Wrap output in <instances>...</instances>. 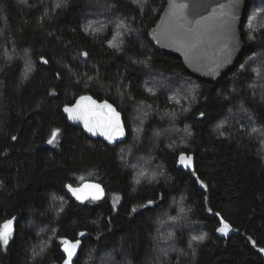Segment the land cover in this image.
Masks as SVG:
<instances>
[{
  "label": "trees",
  "instance_id": "1",
  "mask_svg": "<svg viewBox=\"0 0 264 264\" xmlns=\"http://www.w3.org/2000/svg\"><path fill=\"white\" fill-rule=\"evenodd\" d=\"M5 3L1 13L8 19H3L0 27V81L8 86L0 95V181L4 185L0 189V226L12 217L17 221L14 242L7 253H0V264H25L34 246L45 245V256L36 264H62L60 237L81 239L82 248L73 264H99L102 254L113 260L110 264H264V253L259 251L264 247V162L257 158L262 152L248 129L237 123L243 122L231 116L239 106L247 110L248 118L253 116L245 103L251 91L246 84L252 80L235 76L238 65L219 83H208L190 76L178 58L158 52L145 33L157 22L166 0H148L151 8L144 9L147 15H142L134 0H69L64 10L55 9L53 3L41 6L39 0H28L27 5L15 0ZM112 6L115 13L110 11ZM43 13L53 19L40 28L38 20ZM121 21L135 31L131 39H125L131 50L124 47L118 52L107 45L120 31L116 24ZM87 24L100 30L82 31ZM243 30L255 36V48L264 45L262 0L249 8ZM49 32L54 35L49 36ZM247 35L242 38L245 46L250 43ZM69 41L71 47H66ZM84 50L91 53L86 64L78 55ZM12 51L19 59L9 62ZM45 53L52 57L48 65L39 61ZM149 57L150 63H129L148 61ZM26 60L34 71L23 80ZM62 65L84 83L72 87L73 81L66 77L64 86L57 89L58 97H49L46 91L60 83L53 74L61 71ZM97 72L99 84L88 81ZM234 78V86L244 87V91L226 101L220 96L221 89L226 84L233 86ZM194 85L199 89L192 101L190 89ZM80 95L107 99L121 111L130 132L125 142L110 147L68 123L63 106L74 103ZM175 96L187 98L186 105L174 107ZM200 111H206L207 119L199 116ZM173 112L175 120L167 115ZM251 125L264 134V123L253 119ZM56 127L63 131L58 138L60 146L48 145L45 141ZM137 128L144 130L139 139L135 138ZM13 135L17 140L10 139ZM180 151L193 156L192 167L207 189L194 183L189 169L178 167ZM153 161H157L156 166ZM131 164L152 174L159 168L165 175L155 183L136 185L137 169ZM87 181L105 188L103 200L81 204L63 187H78ZM160 194L165 196L161 208H139L142 215L132 219L131 207ZM116 197L122 199L115 202ZM172 201L182 202V216L194 223V230L205 239L192 245L183 227H176L171 230L173 239L164 246L168 251L175 249L170 260L153 263L157 255L152 245L155 220L171 216ZM221 220L232 230L227 236L215 231ZM80 231L88 235L78 237Z\"/></svg>",
  "mask_w": 264,
  "mask_h": 264
},
{
  "label": "snow or ice",
  "instance_id": "2",
  "mask_svg": "<svg viewBox=\"0 0 264 264\" xmlns=\"http://www.w3.org/2000/svg\"><path fill=\"white\" fill-rule=\"evenodd\" d=\"M28 0H17L18 4L27 5ZM264 2V0H262ZM134 3L137 4L138 10L142 15H147L145 8H151V5L148 3V0H134ZM43 0H41V6ZM69 6V0H56L54 5L57 10L67 9ZM7 7L5 0H0V11H3ZM256 7V0H232V3L229 5L230 11L225 15L222 14L219 17H214L212 14L208 16L200 15L199 18H196L193 15L192 19H189V5L187 3H177L176 0H169L168 7L165 10V15L161 17V24L157 25V28L152 31V33H145L146 35H152L156 39V43H160L161 40L167 42V46H175L178 50H183L185 54V61L189 64L195 63L200 64L202 61L201 50L205 44L218 43L220 55L214 58L211 63L213 65L212 73L216 76H221L220 69L227 68L229 71L231 68H237L235 74L236 77L245 75L246 79L252 80V82L247 83L246 87L251 89L248 93V100L245 101L246 105L252 109L253 116L249 117L250 121L253 119L258 120L261 123H264V45H261L259 49L254 47L255 36L247 35L243 30L245 24V17L248 14L249 8ZM116 7L112 6L110 11L115 13ZM7 20L8 17H3ZM53 17L49 13H43L39 20L38 26L43 28L44 23L50 22ZM141 23L143 21L141 20ZM241 25V30L239 31V37L243 38L247 35V39L250 42L248 46H244L241 43V39L237 37V28L236 25ZM116 28L119 29L113 39L108 40V48L114 49L115 51L122 52L124 47H128L131 50V45H125V39H131L133 28L127 27L126 24L121 21V23L116 24ZM100 29H94L92 24H87L82 31L89 33L90 31H99ZM49 36L54 34L49 32ZM107 39V37L105 38ZM63 44V40L60 41ZM66 47H71V42L69 41ZM147 49H144L146 52ZM27 51L25 56H27ZM134 55H139L138 53H133ZM79 57L83 58V62L86 64L91 59V53L89 51H80ZM122 58V57H121ZM13 57H7V60L11 62ZM259 60V65L255 68L252 67V64ZM39 61L48 65L52 61V57L48 56L47 53L39 56ZM243 61V62H241ZM79 62V61H77ZM151 62V58H148V61L136 60L129 61V63H141ZM206 66V65H205ZM230 66V67H229ZM61 71H56L53 74V79L58 80L60 83L51 87L46 91V95L52 98L58 97L57 89L64 86L65 78H69L73 81L71 84L72 87L79 86L81 83H84L82 79H75L71 75V69L65 65L61 66ZM2 71V69H0ZM34 67L32 63L28 60L25 61V72L22 77L23 80L30 78V75L33 73ZM199 71V69H197ZM101 77L97 72L95 77H88V81L93 84H99ZM126 79V77H125ZM259 82V83H258ZM216 83H219L217 80ZM235 78L233 81V86L225 85L221 89L220 96L226 101L229 97L239 96L240 92L244 91V87L237 89L235 86ZM7 83L5 81H0V95H2L3 90L7 89ZM103 87V85H99ZM85 87H89L85 83ZM199 86H192L190 89L191 100L195 101L197 99V92ZM259 89V91H258ZM91 90V89H89ZM227 93V96L224 93ZM200 95H203L202 92H199ZM121 95H123L121 93ZM207 99V98H206ZM63 113L66 114L67 120L81 124L83 130L87 133H90L92 136H100L104 138L107 145L113 147H118L119 143L126 141L128 135L130 134L128 125L126 124V117L122 118L121 111H118L112 103H109L107 99L102 102H97L89 95H80L74 103H68L63 106ZM185 111H188L187 109ZM171 116L173 120L177 119L176 113H167ZM206 111H200L199 116L202 119H207ZM243 128V125H241ZM142 128L135 129V138L139 139L143 133ZM185 131L188 136H192V132L186 127ZM63 135L61 128L56 127L51 129L49 138L45 141L48 145L60 146L58 138ZM156 135H159L157 133ZM11 140H17V136L13 135L10 137ZM75 145H72V148L75 149ZM90 147V146H89ZM261 147L264 149V140L261 141ZM123 152V149H121ZM257 158L264 162V154L257 153ZM121 161H124V157H120ZM178 163L183 167L191 171V175L195 177L194 183H198L202 189H207L208 185L196 175L195 169L192 167L193 156L186 154L185 151H180L177 157ZM132 168H136V175L134 177V184L143 185L146 182L152 184L157 182L158 176H163L165 173L159 168L155 170V175H149L148 172L144 170L141 166L137 168L136 165H130ZM3 182L0 181V189H3ZM63 187L67 192L71 193L72 196L83 204L85 201H99L103 199L105 195V188L98 183H85L81 187H73L72 184H65ZM55 201L56 197L52 198ZM122 197H116V200H121ZM207 199V198H205ZM165 200L164 194H160L157 198L148 199L145 204L139 206H133L130 209L129 215L135 220L137 215H142L139 212V208H144L147 210H155L161 208ZM113 208L116 207V204L113 203ZM183 212V209L181 210ZM207 211L212 212L211 208H208ZM60 213L64 212L63 208L59 209ZM216 216H219V213H215ZM112 217H109L111 220ZM183 217H169L168 220L164 223L169 224L170 226H175ZM17 221L16 217H12L9 220H6L2 226H0V253H7L10 250V245L14 242V222ZM222 227H218L215 231L227 235L231 231L230 225L221 220ZM51 231V229H49ZM78 237H85L88 235L86 231H80L76 234ZM103 234H100L97 239L99 240ZM56 238V237H54ZM131 238V236H130ZM60 244L62 247V264H73L74 257L78 259V250L82 248L81 239L69 240L66 237H60ZM161 239L158 234L156 239L153 241L155 245V250L157 255L156 260L165 261L169 257V251L167 248L160 247L157 243ZM173 235H169L167 240H172ZM192 241L201 242L205 239L203 235L192 236ZM251 240V238H249ZM255 246L256 241H251ZM189 247H192L189 244ZM173 251L175 249H172ZM47 251V245L44 247H39L38 249L34 246L30 257L25 261V264H36L38 261H42L45 253ZM261 253H264V247L259 248ZM193 255H195V249L193 248Z\"/></svg>",
  "mask_w": 264,
  "mask_h": 264
},
{
  "label": "water",
  "instance_id": "3",
  "mask_svg": "<svg viewBox=\"0 0 264 264\" xmlns=\"http://www.w3.org/2000/svg\"><path fill=\"white\" fill-rule=\"evenodd\" d=\"M176 2L177 3H187L189 5V9L187 11L189 13V19H192L193 15H195L196 18H199L200 15L208 16L209 14H212L214 17H219L222 14L226 15L230 11L229 5L232 3V0H176ZM168 3H169V0H166L165 7H164L163 11L161 12V14H160L157 22L155 23V25L149 30L148 33H152V31L157 28V25L161 24V22H162L161 17H163L165 15V10L168 7ZM236 28H237V37L239 39H241V43L244 45L242 38L239 37V31L241 30V25L237 24ZM148 38H149L150 43L153 45V47L158 52H160L161 54H164V55L174 56V57L178 58L182 62V65H183L185 71L190 76H192V77H194L200 81L208 82V83H216L217 80L220 81L224 76H226L228 73H230L234 69V68H231L230 71L227 68L220 69L221 76H216L214 74H210V73H212V69H213V65H212L211 61L220 55L218 43L205 44L201 50V55H202L201 63L200 64H195V63L189 64L188 62L185 61V54H184L183 50H178V48L175 46H167V42L164 40H161V42L158 44V43H156V39H154L152 35H148ZM197 69H199V71H197ZM94 100H96V99H94ZM96 101L102 102V101H98V100H96ZM63 114L67 118L66 114L65 113H63ZM122 118H123V115H122ZM67 121L71 126L80 128L83 131V133L88 136V138H90L92 140L100 139L106 143V141H104L103 137L92 136L90 133H87L86 131H84L81 124H78L76 122L69 121V120H67ZM108 146L113 147L111 145H108ZM193 164H194V162H192V166H193ZM178 167L183 169V167L179 163H178ZM85 183H97V182L87 181V182L80 184L78 187H81ZM104 197H105V195H104ZM104 197H103V199H104ZM103 199H101V200H103ZM101 200H99V201H101ZM99 201H93V202H99Z\"/></svg>",
  "mask_w": 264,
  "mask_h": 264
},
{
  "label": "rangeland",
  "instance_id": "4",
  "mask_svg": "<svg viewBox=\"0 0 264 264\" xmlns=\"http://www.w3.org/2000/svg\"><path fill=\"white\" fill-rule=\"evenodd\" d=\"M15 1H17V0H15ZM39 1L41 3V0H39ZM43 3H44V5L47 4L49 6L51 5V3H53V5H55L56 0H43ZM20 5H24V4H20ZM1 26H4V21H3L2 13L0 11V27ZM14 53L15 52L12 51L9 54V56L10 57H13V58H16V59H19L17 55H15V56L13 55ZM256 63L259 65V60H257L256 62H254L253 63V66ZM24 72H25V61H24ZM181 98L175 96V99L173 100L174 101V107L175 106H179L182 103H184V105H186V102L188 101V99L187 98H183V97H181ZM247 113H248L247 110H244V108L242 106H239L237 108V110L234 113H232L231 116L233 117V119L236 117V118L239 119V121H242L243 122V123H240V122H237V123L240 124L239 126H241L243 124L245 125L243 127L247 128L248 131L250 132V135H252V137L256 140V142L259 143V146H260L259 150L262 152V154H264V149H262V147H261V141L263 140L261 137H264V134L261 131H260L261 134H262L261 137L257 134V132L259 131V128L257 126L255 127V126L251 125L252 120L250 121V119L247 117V115H248ZM220 124H223V123L220 122ZM248 127H250V129ZM260 132H258V133H260ZM169 140H171V139H169ZM156 162L157 161H153V163L155 164V166L157 165ZM131 165H133V164H131ZM137 168H139V166H137ZM155 174L156 173H154V174L149 173V175H155ZM115 202H118V201L115 199ZM170 206H171V210H170L171 216L164 215L163 217H161V218L158 217L155 220V234L152 237V245L155 247L153 241L156 239L157 235L159 234L160 237H161V239L157 243H159V246L160 247H164L167 244V242H168L167 237L171 234V230H173V229H175L176 227H179V226H182L183 227V230L187 232L188 239L190 237L191 244L192 245L196 244V241H192V239H191L192 236H200L202 234H198L194 230V228L192 226L194 223H190L189 221L186 220L185 216H182V215H184V209H183L182 202H176L174 204V202L172 201ZM182 209H183V212L181 211ZM169 217H183V219H181L177 225L170 226L169 224L164 223V221L168 220ZM186 224L187 225H190V226L187 228V227H185ZM222 226L223 225L221 223V227ZM231 232H232V230L229 231V233L227 235H229ZM217 234L220 235V236H227V235H223V234H221L219 232H217ZM171 252H172V249H169V257L167 258V260H170L171 254H172ZM112 261H113L112 259L107 258V255L106 254H102V255L99 256V264H110V263H112ZM153 263H159V262H158V260L155 259Z\"/></svg>",
  "mask_w": 264,
  "mask_h": 264
}]
</instances>
